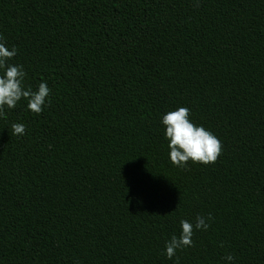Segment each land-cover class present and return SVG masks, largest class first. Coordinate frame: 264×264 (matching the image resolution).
Here are the masks:
<instances>
[{
    "label": "trees",
    "instance_id": "1",
    "mask_svg": "<svg viewBox=\"0 0 264 264\" xmlns=\"http://www.w3.org/2000/svg\"><path fill=\"white\" fill-rule=\"evenodd\" d=\"M0 36L51 90L0 118V264H264V0H0ZM178 107L214 163L169 160Z\"/></svg>",
    "mask_w": 264,
    "mask_h": 264
},
{
    "label": "clouds",
    "instance_id": "2",
    "mask_svg": "<svg viewBox=\"0 0 264 264\" xmlns=\"http://www.w3.org/2000/svg\"><path fill=\"white\" fill-rule=\"evenodd\" d=\"M0 36V118L7 117V110L14 109L21 100H26V107L35 114H40L50 98V88L42 81L36 90L25 84L26 73L22 65L12 64L11 59L17 54L15 46L9 48ZM160 123L164 126V137L168 141V158L174 166L186 168L192 163H214L221 152L219 138L203 125L190 120V110L178 107L162 114ZM12 135L23 136L26 126L23 123L11 125ZM211 219V216L207 218ZM179 236L173 234L165 242L164 255L171 260L177 250L192 246L194 231H207L209 224L205 217L197 216L195 223L185 219L179 221ZM227 264H233V256L223 258Z\"/></svg>",
    "mask_w": 264,
    "mask_h": 264
}]
</instances>
